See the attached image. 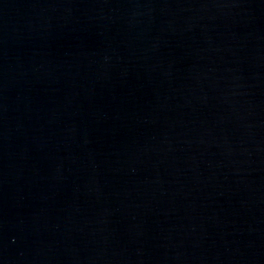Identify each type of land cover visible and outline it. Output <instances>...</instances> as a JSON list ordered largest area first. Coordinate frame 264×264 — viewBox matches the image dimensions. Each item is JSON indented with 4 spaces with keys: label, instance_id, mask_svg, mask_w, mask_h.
Wrapping results in <instances>:
<instances>
[{
    "label": "water",
    "instance_id": "water-1",
    "mask_svg": "<svg viewBox=\"0 0 264 264\" xmlns=\"http://www.w3.org/2000/svg\"><path fill=\"white\" fill-rule=\"evenodd\" d=\"M0 264H264V0H0Z\"/></svg>",
    "mask_w": 264,
    "mask_h": 264
}]
</instances>
